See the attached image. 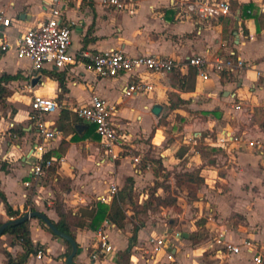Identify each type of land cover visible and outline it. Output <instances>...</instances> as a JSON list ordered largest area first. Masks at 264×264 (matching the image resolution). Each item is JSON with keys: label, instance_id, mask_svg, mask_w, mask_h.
Here are the masks:
<instances>
[{"label": "crops", "instance_id": "crops-1", "mask_svg": "<svg viewBox=\"0 0 264 264\" xmlns=\"http://www.w3.org/2000/svg\"><path fill=\"white\" fill-rule=\"evenodd\" d=\"M108 1L63 4L64 21L72 25L75 63L65 69L48 66L34 71L30 61L17 57L16 40L49 17L51 0H0V14L13 20L6 30L12 49L0 54V76L19 75L17 80L2 83V87L4 93L7 87H21V93L13 95L17 99H8L12 109L0 113V163L6 164V171L0 164V192L14 210L39 211L57 222V205L66 212L80 205V197L91 205L107 197L110 184L117 185L118 197L129 179L137 188L152 180L151 164L143 170V164L133 163L143 154L134 158L129 154L143 152L151 137L156 144L154 150L161 151L166 163L178 152L176 156L185 161L187 171L200 172L204 184L199 206L204 204L209 212L221 215L217 220L214 213L205 222L212 241L241 245L250 240L255 243L253 252L244 246L238 255L217 252V242L205 243L199 228L192 230L194 235L172 234L169 229L157 234L156 229L141 227L131 246L134 227L126 221L122 229L109 228L112 252L106 255L96 250L98 231L75 230L78 255L74 263L118 264L119 255L130 246V264H256L258 256L264 263V154L247 146L251 140L264 143V82L257 77L258 72H264V0H119L120 9ZM221 2L252 4L253 18L243 19L241 8L223 14L218 7ZM199 9H205L207 15L202 16ZM111 49L131 56H168L176 61L201 55L211 63L234 53L235 60L241 59L245 66L223 72L228 74L224 79L212 66L208 68V80L197 72L192 77L187 69L165 75L142 72L101 78L89 68V59L81 57ZM139 82L152 85L153 90L127 95L126 88ZM35 95L53 99L58 105L57 112L47 117L58 135L45 146L46 156L56 163L39 181L30 177L36 161L33 151L41 144L30 119ZM93 96L119 109L118 123L127 143L117 147L114 156L105 153L94 126L77 115ZM155 105L162 106L159 117L152 113ZM214 111L219 117L207 115ZM163 117L182 127L175 146L167 145L168 135L157 128ZM78 127L85 129L79 132ZM241 127L240 142H221L223 136L237 138ZM199 143L209 151H196ZM27 181L33 185L25 187ZM236 214H243V224L232 230L229 223ZM9 220L0 199V223ZM29 223L31 239L44 248L45 257L39 261L30 257L26 264H66L71 252L68 244L47 231L39 219ZM151 237L167 238L165 250L154 258L148 246ZM7 252L13 259L23 253L11 234L0 238V264H9Z\"/></svg>", "mask_w": 264, "mask_h": 264}, {"label": "built area", "instance_id": "built-area-1", "mask_svg": "<svg viewBox=\"0 0 264 264\" xmlns=\"http://www.w3.org/2000/svg\"><path fill=\"white\" fill-rule=\"evenodd\" d=\"M83 0H51L49 17L41 24L29 29L16 40V54L20 60H28L32 64L34 71H41L48 66L58 69H65L75 63V57L71 53L72 48V29L71 24L64 21L62 5L67 2H82ZM109 4L122 8L119 0H109ZM223 14H230L231 7L227 2H221L218 5ZM202 16H206L205 9H199ZM13 20L0 14V54L11 51L12 45L7 39L6 30L11 27ZM234 53L228 59H217L211 63L205 56L197 55L186 59L185 61H176L168 56L157 55H137L131 56L124 51L111 49L105 52H98L94 55L82 54V58L89 59V68L101 78H115L127 73H150L153 75L173 74L178 70L194 68L197 74L204 80L209 79L208 68L212 66L218 73L225 71L233 72L237 68L245 66L241 59L234 58ZM259 81L264 82V72L257 73ZM153 90V86L144 82L133 84L126 88L127 95L144 93ZM32 113L30 119L35 124L36 132L41 139V144L33 151L36 161L33 164L30 177L34 181L41 180L49 169L55 167L56 161L46 158L45 146L58 135V131L50 125L47 117L57 112V103L50 98L35 95L31 103ZM241 109V106H237ZM119 109L116 105L110 104L106 99L99 96H93L90 102L77 111L80 119L95 127L96 134L100 137L102 147L107 155L114 156L117 147L127 143L126 135L122 132L118 123ZM239 142V139L223 136L222 143ZM248 147L257 149L264 154V143L260 140H251L247 143ZM136 166L141 164L139 158L134 159ZM30 181L24 183L25 187H31ZM107 197H101L97 201L110 203L118 194V187L115 183L110 184ZM78 206H90L84 197L79 198ZM77 206V207H78ZM115 225L105 221L103 227L98 230L97 251L106 255L112 252V245L108 230ZM166 237H151L148 240L151 257L160 255L166 247ZM33 242V241H32ZM34 244V243H33ZM37 245V244H34ZM245 247L253 252L255 243L245 241L241 245H235L229 242L218 240L215 249L220 253L229 255H238ZM33 257L36 261L45 257L44 248H39ZM173 260L171 254L168 255ZM256 264H262L263 258H255Z\"/></svg>", "mask_w": 264, "mask_h": 264}, {"label": "rangeland", "instance_id": "rangeland-1", "mask_svg": "<svg viewBox=\"0 0 264 264\" xmlns=\"http://www.w3.org/2000/svg\"><path fill=\"white\" fill-rule=\"evenodd\" d=\"M14 93H21V87H7V92L0 96V113L2 115L12 109V102L8 99H17L18 96L13 98ZM167 119L166 117L160 119L157 128L162 129L168 135L166 136L167 145L175 146L177 135L181 132L182 127L175 125L171 118ZM214 130L217 133L216 129ZM160 133L163 135V132ZM240 135H243V127L237 134L238 139H240ZM145 145L143 152L131 151L129 154L132 158L143 154L140 160L141 164L143 163V170L146 169L143 168L144 163L151 161L153 179L147 181L140 188L127 181L125 186L127 190L119 191L120 196L124 193L128 199L124 205L128 214L127 223L132 224V227L149 226L156 229L157 234L163 233L166 229H169L172 234L175 232L193 233V229L199 228L200 238L205 243L217 242L214 239L212 241V237L207 233L205 222L214 213L216 215H213V218L217 220L221 215L218 211L209 212L208 206H204V204L199 206L202 202L201 192L204 184V179L200 178V172L187 171L185 161L182 162L177 157L179 156L178 152L174 154L175 159L166 163L161 156V151L154 150L156 144L151 137L145 142ZM208 149L209 147H204L200 143L196 147L198 152L209 151ZM204 156L206 155L204 154ZM241 224H243V214H236L232 216L229 226L232 230H236ZM193 234L195 235V232Z\"/></svg>", "mask_w": 264, "mask_h": 264}, {"label": "trees", "instance_id": "trees-1", "mask_svg": "<svg viewBox=\"0 0 264 264\" xmlns=\"http://www.w3.org/2000/svg\"><path fill=\"white\" fill-rule=\"evenodd\" d=\"M230 7L234 13L239 8H241L243 19L253 18V15H251L250 13L253 10L252 4L239 5L237 2H234L230 5ZM228 58H230V56H228ZM187 70H188L189 75H191L192 77L197 76L196 70L194 68H188ZM226 77H228V74L222 73V79ZM18 78H19V75L12 76V75L5 74V75L0 76V96L5 92V89L2 87V83L14 81V80H17ZM207 115H211L216 118L219 117L216 111L207 113ZM98 138L100 137L98 136ZM46 158L48 159L49 157L46 156ZM144 164L145 165L143 168L147 167L148 164H151V161L148 163H144ZM1 170L6 171V164H1ZM48 171H51V169H49ZM191 180L193 179L191 178ZM129 181H132V179H129ZM125 190H127L126 187L123 189V191ZM0 199L4 203L6 214L11 220L19 219L25 214V213H21L19 210L18 211L14 210L13 207L8 203L7 197L3 192H0ZM125 199H126V195H124L123 193L121 196L119 195L118 197H115L111 201L110 204L97 201L93 205L78 206L77 208L70 209L66 212L63 211L60 205L59 206L57 205L56 211H57L59 220L57 222L53 221V223L60 232L66 235H69L73 238H75V235H74L75 230L86 229V230H91V231H98L102 227L105 221H108L109 223L115 225L119 229H122L124 227L125 222L128 219L127 211L124 208ZM2 224L3 223H0V226ZM45 228L47 229V231H49L52 234L50 229H48L47 227ZM140 229H141V226H134L133 234L131 237V246L136 241L137 235ZM5 234L13 235L15 240L18 241L23 248V253L17 256L16 259H13L8 252L6 253L7 258L9 260V264H26L28 259L33 254H35L39 248H43L41 245L33 244L32 239H31L29 221L22 223L20 225H17V226L8 227L4 232V235ZM55 237L59 238L57 236ZM65 243L68 244L69 250L71 251L70 244L66 241ZM131 246L126 251H124L123 253L119 255L118 264H130L131 263V252H130Z\"/></svg>", "mask_w": 264, "mask_h": 264}, {"label": "water", "instance_id": "water-1", "mask_svg": "<svg viewBox=\"0 0 264 264\" xmlns=\"http://www.w3.org/2000/svg\"><path fill=\"white\" fill-rule=\"evenodd\" d=\"M241 19V11L239 10L237 12V23L235 24V35L238 37V30H239V21ZM38 79H36L34 81V83H37ZM162 106L160 105H155L152 109V113L159 117L161 112H162ZM85 129V127H78V131L81 132V130ZM31 219H39L40 221H42L44 223V225L51 230L52 234L63 239L64 241L68 242L71 246V252L67 258L66 264H75L74 260L78 255V244L75 240V238L66 235L62 232H60L57 227L54 225L53 221L44 213H41L39 211H30L25 213L21 218L19 219H15V220H9L5 223H3L0 226V238L4 235L5 230L8 227L11 226H17L20 225L22 223H25L27 221H30Z\"/></svg>", "mask_w": 264, "mask_h": 264}]
</instances>
